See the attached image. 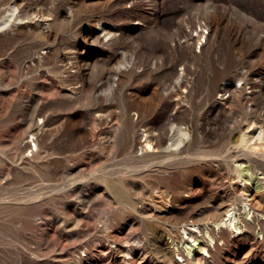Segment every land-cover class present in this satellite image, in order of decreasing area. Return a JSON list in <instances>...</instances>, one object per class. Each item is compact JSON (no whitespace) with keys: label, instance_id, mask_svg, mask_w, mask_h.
<instances>
[{"label":"rangeland","instance_id":"obj_1","mask_svg":"<svg viewBox=\"0 0 264 264\" xmlns=\"http://www.w3.org/2000/svg\"><path fill=\"white\" fill-rule=\"evenodd\" d=\"M54 1L45 7L72 9L75 19L57 29V39L50 40L54 50L30 69L21 68L38 52V38L27 30H8L4 22L14 6L12 0L0 4V264H184L185 254L176 252L190 239L179 229L183 223L176 228L174 221H196L210 209V189L226 195V176L211 156L200 153L219 148L229 122L223 111L216 130L210 121L220 104V96L210 97L214 85L244 89L246 111L259 124L264 117V108L252 113L256 101L250 93L252 81L264 86V48L258 46L264 38V0H156V6L149 0H117L109 8L92 0L76 5ZM15 13L20 14L18 9ZM199 14L212 23L223 17L218 39L202 38L196 44L187 40L185 33L197 39L192 28ZM97 20L116 26V35L93 43L88 37ZM204 32L209 35L207 29ZM240 32L241 38L233 35ZM117 52L129 58L112 61ZM68 61L73 68L63 72ZM125 66H131L129 73L119 94L112 95L118 70ZM248 73L253 78L249 84ZM95 89L98 102L92 95ZM152 90L164 96L154 113L147 101ZM176 90L188 96L179 106L193 111L198 126L182 145L186 152L138 163L110 143L118 126L124 127L126 107L135 104L127 100V93L145 99L146 106L136 111L147 108V121L159 127L167 115H177L168 98ZM260 97L259 93L256 99ZM35 98L43 129L32 148L22 152L34 108L30 101ZM221 107L230 111L227 105ZM246 111L238 113L240 120H246ZM100 113L105 118H99ZM131 114L135 117L136 112ZM183 120L186 123L188 117ZM71 177L74 182L68 180ZM149 190L170 195L168 218H139L135 223L139 214L124 209L120 194L140 207L149 202ZM32 192L40 196L25 200ZM174 196L192 202L182 204ZM69 222L73 223L67 227ZM206 222L197 225L203 229ZM256 230L254 235L231 234L232 242L228 235L218 244L209 242L212 248L220 246V254L210 263L205 252L208 258H200L198 264H240L243 258L245 264H264V240ZM175 235L183 241L178 243ZM203 240L200 236L198 242ZM118 247H124L126 257L115 252Z\"/></svg>","mask_w":264,"mask_h":264},{"label":"bare ground","instance_id":"obj_2","mask_svg":"<svg viewBox=\"0 0 264 264\" xmlns=\"http://www.w3.org/2000/svg\"><path fill=\"white\" fill-rule=\"evenodd\" d=\"M1 1L2 0H0V4ZM92 1L95 4L103 5L104 7L109 8L117 0ZM149 1L151 2V6H154L157 3H155L156 0ZM54 3V0H12L14 9L11 11L12 13L8 16V18L4 17L6 18L4 26L8 30H27L32 32L37 36L39 42L38 52L32 55L30 60L23 64L21 69H30L31 64L35 61H41L46 57V55L50 54L54 50L50 40L57 39V29L67 21H74L75 15L72 9L64 12L61 9L54 10L53 8L45 7ZM71 3L76 5L77 3H81V0H71ZM17 9L20 14L15 13ZM204 17L205 15L201 16V14H199L197 16L198 24L195 28H192L193 32H197L196 41H192L190 34L185 33V37L189 42H191V44L198 43V41L202 38H206L205 41H207V38L213 40L218 39L221 34L223 17L221 19H217L215 23H212L209 20L203 21L201 18ZM99 20L96 21L93 29L94 31H91L89 34L90 37H88V39L93 40V43L106 42L108 37H114L116 35L118 29L116 26L105 24ZM198 27L201 31L198 30ZM206 29L208 30V36H205L206 32H204V30ZM233 35L237 36V38H241L242 33L240 32L239 34ZM259 41L260 43L258 46H260V48H264V38L261 37ZM85 42H88V40ZM127 57L128 55L125 52H117L112 56V61L117 62L119 59ZM68 62L69 65L62 70L63 72L69 71L73 68V63H70V61ZM130 67L131 66H125L118 70V77L115 78V84L113 86L115 88L112 91V95L119 94V87L122 86L124 78L129 73ZM243 80L246 82L245 78H243ZM247 80L248 84L250 83L249 81L253 80L252 74L248 73ZM252 84L253 89L250 93H252V99H255L256 102L254 108L251 110L252 113L256 114L259 111L261 112L264 108V86L258 85L254 81H252ZM181 86L185 87L186 85L182 83ZM38 88L39 84L34 85V90H38ZM96 90L97 89H95L92 95L95 96L96 101L98 102L101 98L100 95H95ZM78 92L74 91L73 94ZM259 93L261 95V100L256 99L258 98ZM216 95L220 96V104L218 107L213 108V115L210 118V121L213 122L216 130L218 115L221 111H223L229 122L223 127L222 139L219 140L217 137V141H220L219 148L214 151L203 150L200 151V153L203 156H211L218 171L226 176L228 181L224 184V192L226 195L225 197H223V195L220 196L221 194L219 195L215 189H210L211 197L213 199V204L209 207L210 209L203 210L196 221H191L192 223L187 222L184 218L180 221H174L175 225H173V227L176 228H179L178 225L183 223L181 227L185 228L188 239H190L188 243L184 241L185 248L182 250L178 248L176 252L177 255H180L181 253L185 254L182 262L184 264H198L200 263V258L207 259L208 257L206 258L204 255L205 252H208L209 258L207 260L209 262L211 259L214 260L213 258L218 257V253L220 254L221 251L220 246L216 244H218V242L226 235H228V238L226 237L227 240L229 239V242H232L233 239L231 234H237L238 236L244 234L245 232H250V234L254 235L253 233L257 229V234H261L264 240V172L262 171L264 170V163H261L262 161H260L261 159L264 160V150L261 148L264 146V117H260L261 122L259 124L254 117H251V113L248 112L249 110L246 111L247 109H245L246 107L244 104L249 100L246 98L244 89L235 87L233 84L229 83L225 86L216 83L210 97H214ZM186 97L188 98L187 95H183L182 91L176 90L170 93L168 98L174 101L172 108L178 109L177 115L173 117L167 115V122L159 127H155L146 119L144 111L147 110V108H143L142 112L136 111L139 109L141 104L146 106L147 102H145V99L140 95L127 93V100L133 101L135 104H129L128 109L126 107V111L123 116L124 127H122V125L118 126V132H114L109 139L110 143L119 146L122 150H124L125 154L138 163L153 160L164 154L166 157H170L172 155L174 156L179 153L186 152L187 148L182 147V145L185 144V141L190 137L191 132L195 133L198 128L195 124V114L193 111L183 109V107L179 106L181 103L180 101ZM163 99L164 96H162L157 90L149 92L147 101L150 105H152L151 111L153 113L159 108L158 102ZM30 102L34 105V108L27 121V135L21 144L22 152H27L30 148H32L31 141L35 139L37 140V135H39L43 129V127H41L38 123V118L42 111L37 107V99L35 98ZM19 105L23 106L24 101H20ZM222 105L229 106L230 111L225 109L222 110ZM108 108L110 109L111 107ZM133 111L136 112V114H134L135 117L131 114ZM244 111H246V120H240L238 113H242ZM103 114L100 113V115H98L99 118H105V115ZM183 116L188 117V121L186 122L187 124L184 122ZM126 123H128V126L125 125ZM170 131L172 135H169ZM215 134L217 135L218 131H215ZM119 137L121 139L120 142H118ZM227 137L228 139L226 140ZM168 142V146L165 147ZM140 151L142 152V156H139L138 154ZM68 180L70 182H74V177H71ZM175 183L178 187H180L178 182L175 181ZM119 186L120 189L123 188L121 185ZM39 196V193L32 192L25 197V200H34ZM149 197V202H145L140 207L136 206L134 199H129L121 194L119 198L124 202V209L133 214L136 212L139 214L135 215V223H139V218H168V214L166 213L169 212L168 207L170 195H160L158 191L154 192L149 190ZM174 201L181 202L182 204L188 202L191 204L192 202L191 199H186L184 197L180 198L178 196H174ZM59 220L65 222L64 217L59 218ZM200 221H207L204 223L206 227L203 229H201L199 225L197 226ZM72 223L73 222H69L67 227L72 225ZM181 235L174 236L178 243L183 241ZM200 236L204 237L205 240L198 242ZM212 241L216 242L213 248L209 243ZM190 242L195 243L192 244ZM124 251V247H118L115 252L124 257ZM201 254L204 256L200 257L202 256ZM244 259L245 258H243L240 264L246 263V260Z\"/></svg>","mask_w":264,"mask_h":264},{"label":"built area","instance_id":"obj_3","mask_svg":"<svg viewBox=\"0 0 264 264\" xmlns=\"http://www.w3.org/2000/svg\"><path fill=\"white\" fill-rule=\"evenodd\" d=\"M36 140V139H35ZM35 141H31V143L33 144ZM192 223V222H191ZM196 226V225H195ZM198 226V225H197ZM199 229V228H198ZM180 231H182V233L184 234V235H186V237H187V239H188V236H187V234H186V231H185V228L184 227H181L180 228ZM182 258V257H181ZM184 260V259H183ZM183 262V261H182Z\"/></svg>","mask_w":264,"mask_h":264}]
</instances>
